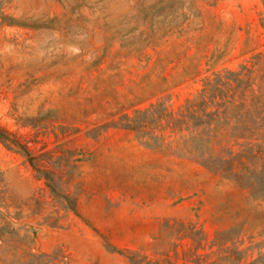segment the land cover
<instances>
[{"label": "rangeland", "instance_id": "374dc122", "mask_svg": "<svg viewBox=\"0 0 264 264\" xmlns=\"http://www.w3.org/2000/svg\"><path fill=\"white\" fill-rule=\"evenodd\" d=\"M263 49L262 0H0V127L71 175L52 193L0 141V264L18 261L9 246L58 264H129L127 250L152 255L165 220L201 231L199 254L236 226L261 239L264 200L144 146L142 112L164 95L176 106Z\"/></svg>", "mask_w": 264, "mask_h": 264}, {"label": "trees", "instance_id": "16d2710c", "mask_svg": "<svg viewBox=\"0 0 264 264\" xmlns=\"http://www.w3.org/2000/svg\"><path fill=\"white\" fill-rule=\"evenodd\" d=\"M142 113L144 146L186 158L212 176L244 190L253 200H264V49L253 52L237 68L225 67L204 76L200 87L176 106L170 95H164L143 108ZM122 119L125 128L138 131L127 114ZM10 137L11 133L0 127V141L8 149L20 148L35 177L57 193L68 170L50 167V152L32 154ZM67 209L76 211V198ZM3 228L0 240L8 243ZM9 232L14 235L12 230ZM240 232L241 226L217 232L210 240L209 252L199 254L202 232L183 221L165 220L158 233L151 236V256L127 250L125 257L129 264H179L180 260L181 264H264V228L259 240L251 235L245 239ZM171 238L188 239V249L179 253L177 244L169 243ZM167 245L173 246L172 254ZM12 248L15 246L4 250V257L16 258V264H58L57 255L30 251L9 254Z\"/></svg>", "mask_w": 264, "mask_h": 264}]
</instances>
